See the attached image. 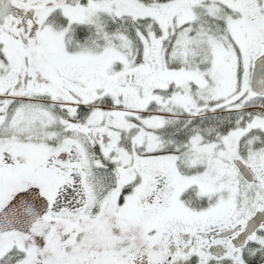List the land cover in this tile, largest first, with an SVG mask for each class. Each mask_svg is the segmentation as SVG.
Returning <instances> with one entry per match:
<instances>
[{
	"label": "snow or ice",
	"instance_id": "6c2138e0",
	"mask_svg": "<svg viewBox=\"0 0 264 264\" xmlns=\"http://www.w3.org/2000/svg\"><path fill=\"white\" fill-rule=\"evenodd\" d=\"M0 264H264V0H0Z\"/></svg>",
	"mask_w": 264,
	"mask_h": 264
}]
</instances>
